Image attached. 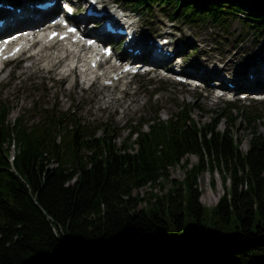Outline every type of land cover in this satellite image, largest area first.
<instances>
[{"label":"trees","instance_id":"1","mask_svg":"<svg viewBox=\"0 0 264 264\" xmlns=\"http://www.w3.org/2000/svg\"><path fill=\"white\" fill-rule=\"evenodd\" d=\"M122 1L225 28L241 13L245 29L264 32V0ZM196 109L181 102L166 118L155 109L120 139L116 126L81 122L69 109L11 121L0 100V264H264L261 116L255 106L225 102L196 120ZM242 127L250 135L245 150L236 136ZM192 155L197 161L187 167ZM177 165L184 177L169 180ZM215 171L223 193L206 207L196 179ZM168 181L161 194L134 193Z\"/></svg>","mask_w":264,"mask_h":264},{"label":"rangeland","instance_id":"2","mask_svg":"<svg viewBox=\"0 0 264 264\" xmlns=\"http://www.w3.org/2000/svg\"><path fill=\"white\" fill-rule=\"evenodd\" d=\"M85 1L78 2L82 4ZM107 1H115L131 10L119 0ZM137 18L139 31L148 34L147 36L156 37L160 34L166 37L164 33L173 30L171 40L183 54V61L193 69L202 67L205 72L203 77L211 82L210 85L204 83V88L179 85L171 79L159 76L156 71L138 74L129 83L124 80L115 88L103 87L99 80L89 85V80H83L79 70L70 71L69 67L62 69L64 62L45 66L38 60L28 59L27 56L32 51H25L0 71V100L5 101L11 108L9 119L13 121L20 117L24 122L31 123L41 119L39 112L42 109L56 111L69 109L81 122L116 126L120 129V139L127 135L130 124L143 117H152L154 108L159 109L158 115L161 118H166L181 102H191L197 106L194 114L196 120H208L210 116L215 115V109L223 106V102L228 99L227 96L218 97L214 92L213 88L219 82L216 79L211 80L213 75L211 70L220 68L233 59L234 70L237 63L241 66L232 75L237 77L241 74L242 80L247 78L248 84L250 80L247 77L246 67L249 71L251 65H258L260 59L264 57V32L261 36L256 35V32L252 33L253 29L251 31L245 29L241 19L237 17L228 19L227 28L213 22L189 23L177 20L173 24L157 7H154L151 14L139 11ZM55 48L54 46L46 49ZM227 72L231 74L229 67ZM232 75L230 76L235 78ZM148 82H158L154 86L163 90L151 96L152 88L146 86ZM247 100H250L249 96L241 102ZM255 104L261 116L256 122V127L264 133V100ZM237 105L240 107L239 103ZM235 115L238 114L235 112ZM225 124V120L222 119L218 125L219 129H223ZM236 136L243 139L241 148L245 150L248 146L249 130L242 127L236 132ZM14 152L13 148L9 150L11 155ZM185 159L189 163L187 167L197 161L193 155ZM184 175L185 170L181 165L169 169V180H180ZM211 180L214 181L213 186L209 185ZM196 182L200 190L201 204L206 207L214 206L223 193L219 173L216 171L214 175L201 173ZM162 184L145 185L136 189L134 193L141 197L146 196L150 191L161 194L168 189L169 181Z\"/></svg>","mask_w":264,"mask_h":264},{"label":"bare ground","instance_id":"3","mask_svg":"<svg viewBox=\"0 0 264 264\" xmlns=\"http://www.w3.org/2000/svg\"><path fill=\"white\" fill-rule=\"evenodd\" d=\"M23 11H24V14H29V13H32L34 10H32L28 6V4H26V7H23ZM9 16L13 17V15H9ZM17 29H20L19 31H22V30H25L26 28L19 27ZM26 36H28V34ZM22 38H25V37H22ZM28 38L29 39L25 40V41L31 40L30 36ZM35 38L36 39L38 38V40H39L38 44L40 46L33 48L34 52L30 53V55L28 57L29 59L33 58L34 60H38V62H40L41 64H43L45 66L53 65L54 63H58V62H64L62 65L63 66L62 69H64V68L66 69V67H68V66H70L69 69H72L73 67H71V65L76 63L77 64L76 67H79V70H80V73L82 75L83 80H86L88 78L91 79L93 77L92 71L88 72L85 70V66H86L85 57L87 56V53H83V49L75 47L72 44L65 43L63 45H60V48H55L54 50H49V49L45 48V46H48L49 44H48V42L43 40V38L41 37V34H37V35L33 36L32 40ZM65 53H67L68 55H72V57H70L68 59H64L63 55ZM76 56H78L79 59L76 60ZM234 63H235V61L233 59H230V62L225 63L223 66L225 70L229 67V69L231 70V75L234 72L238 71V69L241 66V64L237 63V66L234 70V66H235ZM251 67H253L252 72L254 74H257V75L260 74L261 69L264 67V59H260V62L258 65L254 64V65H251ZM244 68L245 67H242V69H244ZM190 69H191L190 75L192 77H196V78L199 77V78L203 79V81L208 82L204 79V77H203L204 72L202 70H200L198 68L197 69L190 68ZM247 69H248V67H246V71H247ZM213 75L218 77L219 76L218 71L214 70ZM232 76H234V75H232ZM240 80H242L241 74L238 75L234 79L235 83H237L239 86L243 84V82H239ZM243 81H245V79H243Z\"/></svg>","mask_w":264,"mask_h":264}]
</instances>
